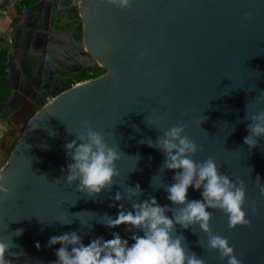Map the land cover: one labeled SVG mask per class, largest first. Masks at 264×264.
<instances>
[{"label": "water", "instance_id": "obj_1", "mask_svg": "<svg viewBox=\"0 0 264 264\" xmlns=\"http://www.w3.org/2000/svg\"><path fill=\"white\" fill-rule=\"evenodd\" d=\"M24 18L9 68L12 92L0 104L7 127L0 166L10 189L0 199V238L17 245L12 251L20 256L8 257L13 264H50L61 246L48 247L50 237L73 230L86 244L112 239L113 232L134 243L135 229L100 222L104 214L116 217L119 204L130 209L131 200L150 194L172 206L163 186L173 183L175 171H159L164 154L141 141H155L182 122L203 146L193 159L214 157L222 173L247 182L251 227L229 228L227 215L210 209L213 232L229 239L243 264H264V194L255 181L259 175L264 183V139L250 149L244 144L250 121L240 122L246 112L264 110L258 103L264 96V0H130L124 8L109 0H81L79 7L74 0H39ZM97 64L106 72L49 100L54 83ZM5 109H12L6 118ZM85 120L125 154L111 192L95 198L67 184L62 171L71 162L64 146ZM137 183L143 195L129 198L128 185ZM117 191L125 200L112 199ZM188 199H202V189L190 187ZM62 218L74 222L64 225ZM181 231L185 247L207 264H227L201 246L207 234L199 224Z\"/></svg>", "mask_w": 264, "mask_h": 264}, {"label": "clouds", "instance_id": "obj_2", "mask_svg": "<svg viewBox=\"0 0 264 264\" xmlns=\"http://www.w3.org/2000/svg\"><path fill=\"white\" fill-rule=\"evenodd\" d=\"M109 2L121 8L130 6V0ZM251 15V12L245 13V19ZM261 102H264V96L259 97L258 103ZM243 121H250L247 124L248 135L244 137V144L250 149L256 148L260 140L264 139V110L251 115L246 112L240 122ZM186 127L182 122L164 130L155 141L150 138L141 141L148 143L150 147L158 148L164 154L159 171H175L173 183H164L163 186L172 206L161 205L158 199L150 194L142 201L131 200L130 209L124 203L119 204L116 217L104 214L100 223L106 227L128 225L126 231L136 230L131 236L134 241L131 244L129 239L123 238L119 232H113L112 239L100 236L87 244L76 230L53 235L47 246H61L55 249L57 259L50 264H207L203 256L185 247L186 237L181 230L189 229L195 224H199L200 229L207 234V244L201 246L209 251L216 250L220 259L226 260L227 264H243L235 254V246L229 239L213 232L210 223L213 213L210 209L224 212L228 217L229 228L234 229L238 225L251 227L252 221L245 208L247 182L241 177L234 180L228 174L222 173L214 157L209 156L202 161L193 159L198 151L203 150V146L185 133ZM82 128L83 130L74 133L75 138L64 146L71 162L62 169L66 174L63 178L67 184H75L77 192L95 198L105 190L111 192L112 186L116 184V177L120 175L117 162L125 154L118 144L110 143L105 133L95 129L90 121H83ZM255 181L261 194H264V183H261L259 175ZM190 187L202 189V199L189 200ZM126 191L129 198L141 197L144 193L139 183L134 187L128 185ZM9 193L5 177L0 176V199H7ZM125 198V193L121 191H117L112 197L114 201H123ZM59 222L69 225L74 221L62 218ZM14 232L19 236L23 234L24 229H16ZM36 246L41 247L39 242ZM14 247L17 245L13 238H0V264H13V260L8 257L20 256L18 252L12 251Z\"/></svg>", "mask_w": 264, "mask_h": 264}, {"label": "crops", "instance_id": "obj_3", "mask_svg": "<svg viewBox=\"0 0 264 264\" xmlns=\"http://www.w3.org/2000/svg\"><path fill=\"white\" fill-rule=\"evenodd\" d=\"M5 2H7V0H0V6H2ZM18 13L19 12L17 10V7H11L9 8V13L7 15L0 16V50L3 49L8 50L9 62H11V59L14 57V53L16 52L14 46L16 42V26H18V24L23 22V20L25 19L24 15H26L27 12L24 13L21 19H19L20 13L19 14ZM11 40L12 43L10 42ZM8 78L10 79L9 73H8ZM9 84L10 85L7 84L4 78L0 77V99L9 93L11 95L12 92L11 80ZM11 113H12V109H5L1 111V114L3 115L4 118L8 117ZM2 119L3 118L0 117V143L2 142L7 132V127ZM2 152L3 151L1 150V145H0V164L2 162H5V158H6L5 154H3Z\"/></svg>", "mask_w": 264, "mask_h": 264}, {"label": "trees", "instance_id": "obj_4", "mask_svg": "<svg viewBox=\"0 0 264 264\" xmlns=\"http://www.w3.org/2000/svg\"><path fill=\"white\" fill-rule=\"evenodd\" d=\"M39 0H21V4L17 5V10L19 14V19H21L24 15V13L22 12L21 9V5L26 6L27 8H29L30 6H32L34 3H36ZM22 12V13H21ZM76 33L79 37H81V33H82V24H79L77 29H76ZM9 53L7 49H3L0 50V77L4 78L5 81L7 82L8 85H10V79L8 78V71H9V65L10 62L8 61V57ZM89 70L84 71V72H79L77 74L72 73L70 74L67 78H65L62 81L56 82L53 85V88L51 90V96H56L59 93H61L62 91L70 88L73 84L77 83V82H81V81H85L91 78H95L103 73H105V69H103V67L99 66L98 64L92 67H88ZM9 94L3 96L0 99V104L4 103L8 98H9Z\"/></svg>", "mask_w": 264, "mask_h": 264}, {"label": "built area", "instance_id": "obj_5", "mask_svg": "<svg viewBox=\"0 0 264 264\" xmlns=\"http://www.w3.org/2000/svg\"><path fill=\"white\" fill-rule=\"evenodd\" d=\"M75 5L77 7L80 6L81 0H74ZM21 4V0H7L2 6H0V16L7 15L9 13V8L16 7L17 5ZM22 12L25 13L28 11V8L26 6L21 5ZM12 43V40L10 41ZM54 96H50L49 100H51ZM48 100V101H49ZM5 168V165L0 166V176L3 175V170Z\"/></svg>", "mask_w": 264, "mask_h": 264}, {"label": "rangeland", "instance_id": "obj_6", "mask_svg": "<svg viewBox=\"0 0 264 264\" xmlns=\"http://www.w3.org/2000/svg\"><path fill=\"white\" fill-rule=\"evenodd\" d=\"M89 67H92V66H89ZM103 69H105V68H103ZM87 70H89L88 67H83L81 70H77V72H74V73L77 74L79 72H84V71H87ZM105 72H106V70H105Z\"/></svg>", "mask_w": 264, "mask_h": 264}, {"label": "flooded vegetation", "instance_id": "obj_7", "mask_svg": "<svg viewBox=\"0 0 264 264\" xmlns=\"http://www.w3.org/2000/svg\"><path fill=\"white\" fill-rule=\"evenodd\" d=\"M60 75H61V73H59V76H60ZM69 75H70V74H69ZM67 77H68V76H67ZM67 77L65 76L62 80H64V79L67 78ZM54 84H55V83H54ZM54 84H53V85H54ZM53 85H52V86H53Z\"/></svg>", "mask_w": 264, "mask_h": 264}]
</instances>
